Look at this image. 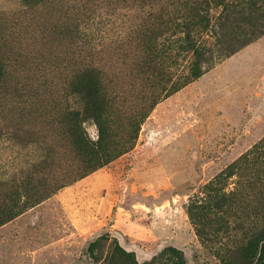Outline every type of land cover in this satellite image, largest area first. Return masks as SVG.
Segmentation results:
<instances>
[{"label": "rangeland", "instance_id": "374dc122", "mask_svg": "<svg viewBox=\"0 0 264 264\" xmlns=\"http://www.w3.org/2000/svg\"><path fill=\"white\" fill-rule=\"evenodd\" d=\"M86 7L0 0V264H147L172 248L185 264H240L264 231V161L233 167L264 137V33L232 52L241 37L223 39L173 91L184 57L161 84L141 63L156 5ZM87 70L108 119L103 150L115 155L97 166L70 147L63 116ZM93 107L82 128L95 142ZM101 235L92 260L87 246Z\"/></svg>", "mask_w": 264, "mask_h": 264}, {"label": "trees", "instance_id": "16d2710c", "mask_svg": "<svg viewBox=\"0 0 264 264\" xmlns=\"http://www.w3.org/2000/svg\"><path fill=\"white\" fill-rule=\"evenodd\" d=\"M25 5H41L55 2L61 4L62 0H19ZM81 9L97 0H72ZM123 1V0H118ZM152 6L156 5L152 14L154 23L148 27L140 38L141 63L143 67L155 69L159 83L165 78L168 71L167 63L176 62L179 56L186 59L187 72L182 77V81L172 84V90L178 89L181 85L198 77L203 73L206 66L214 58V48L219 49L222 40L229 37H241L239 43L230 51L237 50L247 42L264 33V0H141ZM78 8V9H79ZM158 10V11H157ZM71 24L62 27V33L71 32ZM75 33L81 35L79 28H75ZM205 35L214 38L213 45L208 43ZM99 73V71L97 70ZM148 73V72H146ZM89 70L73 82L75 87L74 98L77 107H67L64 110V123L66 132L70 137V147L78 152H83L87 157H93L95 166L109 161L112 153L103 150L107 130L105 117L98 99L99 82L90 76ZM7 69L4 60L0 58V86L6 83ZM169 74L167 73L166 76ZM169 77V76H168ZM94 104L92 117L96 122L99 131L97 141H91L82 128L83 118L87 116L89 106ZM137 124V123H136ZM137 129V125H136ZM122 148L120 153L125 152ZM264 161V137L240 156L233 167L243 166L257 167ZM235 165V166H234ZM107 235H101L92 240L86 249L88 257L92 260L96 258L98 244ZM248 247L238 254L240 264H264V231L251 235ZM176 259L169 257L163 261L155 260L147 264H185L182 255L176 249H171Z\"/></svg>", "mask_w": 264, "mask_h": 264}]
</instances>
